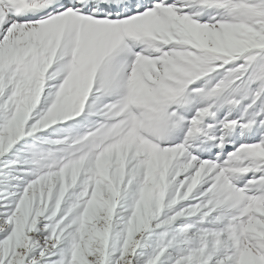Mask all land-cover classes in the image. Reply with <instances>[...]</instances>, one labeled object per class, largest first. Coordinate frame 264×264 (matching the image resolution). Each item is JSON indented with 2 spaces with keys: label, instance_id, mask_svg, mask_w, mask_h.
Masks as SVG:
<instances>
[{
  "label": "snow or ice",
  "instance_id": "obj_1",
  "mask_svg": "<svg viewBox=\"0 0 264 264\" xmlns=\"http://www.w3.org/2000/svg\"><path fill=\"white\" fill-rule=\"evenodd\" d=\"M0 264H264V0H0Z\"/></svg>",
  "mask_w": 264,
  "mask_h": 264
}]
</instances>
